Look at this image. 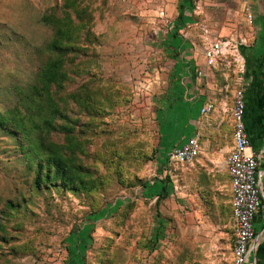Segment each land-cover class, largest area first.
I'll use <instances>...</instances> for the list:
<instances>
[{
	"label": "rangeland",
	"instance_id": "1",
	"mask_svg": "<svg viewBox=\"0 0 264 264\" xmlns=\"http://www.w3.org/2000/svg\"><path fill=\"white\" fill-rule=\"evenodd\" d=\"M71 3L83 11L92 36L77 44L74 63L67 64L64 93L85 97L82 107L70 101V114L82 121L87 164L100 189L95 196L36 192L18 141L0 128V211L8 201L25 202L8 223L0 264H233L234 231L222 197L216 203L204 192L203 205L198 190L189 189L188 196H166L157 206V188L171 183H153L164 175L168 132L178 134L169 127L178 117L174 51L184 38L175 23L190 15L184 8H195L231 38L235 23L219 17L228 7L213 0L196 6L185 0H0V117L30 93L48 57L54 29L41 17L55 6L62 15Z\"/></svg>",
	"mask_w": 264,
	"mask_h": 264
},
{
	"label": "crops",
	"instance_id": "2",
	"mask_svg": "<svg viewBox=\"0 0 264 264\" xmlns=\"http://www.w3.org/2000/svg\"><path fill=\"white\" fill-rule=\"evenodd\" d=\"M197 0H185V5H195ZM207 2V1H206ZM215 5L226 7L225 21L235 23L229 35L223 34L216 27V23L207 13L196 11L195 8H184L190 15L182 13L176 21V29L183 31L184 38L180 48L174 52L178 54L173 67L177 69L176 80L178 89H174L175 100L178 98V117L169 122L173 131L168 132L167 155L161 161L163 169L153 181L162 183L169 179L171 185L157 188V203L160 195L188 196L189 189L198 190L200 201L204 205L207 195L212 192L215 202L217 197L224 201L223 216L228 217L229 224L234 231L232 243V262L234 264L233 247L236 239V226L232 217L233 193L231 177L228 171V158L233 149V108L235 94L241 88L239 83L240 63L237 56L230 54L226 59L217 61L214 66H208L205 59V49L208 41L203 33V27H208L215 36L223 39H244L248 46H241L238 51L245 64V97L247 102L246 120L252 139L253 149L260 155V181L263 188V204L255 222V238L251 243V252L246 264H264V0H251V9L255 24L248 27L245 20L244 6L241 0H213ZM203 3L199 2L202 6ZM196 6V5H195ZM200 9L199 7L197 10ZM192 12L201 14L193 18ZM212 15V14H211ZM220 18V19H221ZM211 32V33H212ZM212 33V34H213ZM213 34V35H214ZM204 73L203 77L198 72ZM178 92V93H177ZM211 99L215 109L207 116L201 115V108ZM169 113V112H168ZM173 116L169 113V118ZM174 123V128L172 126ZM198 137L200 154L192 163H178L170 159V154L187 139ZM160 186V185H159ZM163 186V185H162ZM191 186V188H190ZM193 187V188H192ZM185 189V190H184ZM165 196V197H166ZM199 206V204H198ZM218 208V205H217Z\"/></svg>",
	"mask_w": 264,
	"mask_h": 264
},
{
	"label": "trees",
	"instance_id": "3",
	"mask_svg": "<svg viewBox=\"0 0 264 264\" xmlns=\"http://www.w3.org/2000/svg\"><path fill=\"white\" fill-rule=\"evenodd\" d=\"M71 5L62 15L57 14L55 6L41 17L42 23L54 29L46 45L48 57L30 93L19 97L18 106L8 117H0V128L18 141L23 159L31 168V186L36 192L60 189L95 196L101 183L87 164L89 141L82 136V121L70 114V101L81 106L80 98L85 97L76 92L64 93L69 79L67 64L74 63L77 44L88 42L92 36L83 11ZM57 135L63 136L60 142L55 140ZM165 196L160 195L157 206ZM24 203L8 201L0 211V252L4 244H9L8 223Z\"/></svg>",
	"mask_w": 264,
	"mask_h": 264
},
{
	"label": "built area",
	"instance_id": "4",
	"mask_svg": "<svg viewBox=\"0 0 264 264\" xmlns=\"http://www.w3.org/2000/svg\"><path fill=\"white\" fill-rule=\"evenodd\" d=\"M245 11L248 27H253L255 17L251 9V0H241ZM208 27H203V33L208 41L205 49V59L208 66H214L217 61L226 59L230 54L237 56L240 63L239 83L241 88L236 91L233 108V149L228 158V171L231 177L233 193V213L236 239L233 247L234 264L248 262L251 243L255 238V222L263 204V188L260 181V155L252 147V139L247 127V102L245 97V64L238 48L248 46L244 39H223L213 35ZM198 76L203 77L202 71ZM215 109V104L208 99L201 108V115L207 116ZM198 137L187 139L182 145L173 149L170 159L178 163H192L200 154Z\"/></svg>",
	"mask_w": 264,
	"mask_h": 264
}]
</instances>
